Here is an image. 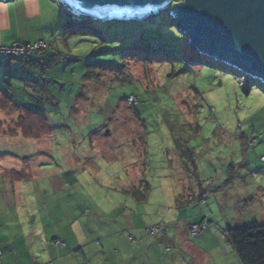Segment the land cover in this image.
I'll return each mask as SVG.
<instances>
[{
    "label": "rangeland",
    "instance_id": "obj_1",
    "mask_svg": "<svg viewBox=\"0 0 264 264\" xmlns=\"http://www.w3.org/2000/svg\"><path fill=\"white\" fill-rule=\"evenodd\" d=\"M66 20L69 32L43 55L54 58L44 76L22 80L0 68V91L13 99L0 104V166L26 163L39 176V192L31 188L35 206L57 195L46 176L65 174L78 181L84 206L97 204L106 217L115 206L142 212L164 226L166 239L186 226L188 232L192 219L205 221L200 235L184 238L214 252L227 228L264 224V86L200 62L172 21L86 19L80 29ZM94 62L115 67L116 76L97 69L100 79L85 78ZM34 91L53 126L38 123L44 128L37 137L24 129L38 121L24 109ZM76 188L65 189L72 195ZM145 190L140 203L125 193ZM195 190L203 199L184 204ZM233 254H226L230 264H240Z\"/></svg>",
    "mask_w": 264,
    "mask_h": 264
},
{
    "label": "crops",
    "instance_id": "obj_2",
    "mask_svg": "<svg viewBox=\"0 0 264 264\" xmlns=\"http://www.w3.org/2000/svg\"><path fill=\"white\" fill-rule=\"evenodd\" d=\"M67 23L66 13L53 0H0V45L29 44L38 39H51L54 45L69 32L71 27ZM43 55L40 61H7L0 57V68L22 80L35 82L33 78L44 76V70L54 64L51 55L46 59ZM49 62L52 63L45 66ZM28 166L26 163L21 168L0 166V188H11L10 193L2 192L0 197V264H230L226 254L235 253L225 232L224 240H219L221 251L214 252L207 246L187 244L186 239H190L187 226L175 232V240H170L165 237L168 231H163L164 226L142 212L115 206L106 217L108 213H103L97 204L84 206L85 198L76 188L78 181L71 183L65 174L46 176L57 195L44 202V206H35L31 188L34 186L39 192L35 183L39 176ZM67 186L75 187L78 193L74 191L72 196L65 189ZM238 192L232 193V202L236 203ZM201 194L196 190L190 192L185 195L184 204L196 202ZM184 204L179 203L177 208ZM197 221L192 219L193 223ZM152 226L157 227L154 234L148 230ZM57 240L64 245H58ZM175 245L177 248L170 250L169 246Z\"/></svg>",
    "mask_w": 264,
    "mask_h": 264
},
{
    "label": "water",
    "instance_id": "obj_3",
    "mask_svg": "<svg viewBox=\"0 0 264 264\" xmlns=\"http://www.w3.org/2000/svg\"><path fill=\"white\" fill-rule=\"evenodd\" d=\"M62 1L78 16L106 23L140 22L168 12L198 53L264 84V0Z\"/></svg>",
    "mask_w": 264,
    "mask_h": 264
},
{
    "label": "trees",
    "instance_id": "obj_4",
    "mask_svg": "<svg viewBox=\"0 0 264 264\" xmlns=\"http://www.w3.org/2000/svg\"><path fill=\"white\" fill-rule=\"evenodd\" d=\"M174 1H178V0H174ZM86 19L87 18L82 17L81 20L74 22V23H77L80 25L78 28L85 29V27H83V25H84V22ZM91 21L92 20H90V23H91ZM165 21L166 22L172 21V18L168 12L161 13V16H159V17L149 16L147 19L140 21V22L163 23ZM70 22H73V21H70ZM90 23H89V25H90ZM172 25L176 26V24H174L173 21H172ZM86 28H89V27H86ZM176 29L178 30L177 26H176ZM178 31L181 33L180 30H178ZM191 51H193L194 54L197 55L200 62L203 61V59H207V61H210L216 65L222 64V66H224L226 69L232 70V72L235 71L237 74L242 75L237 69L233 68L232 66L227 65V64L222 63V62H219L217 60H214L213 58H211L207 55H202V54L198 53V51L194 47L191 48ZM44 52L41 53V56L44 54ZM3 58L6 59L7 61H11V60L23 61L24 59H31L32 61H40L41 57L39 59H34L30 56L10 57V58L3 57ZM52 62H54V59L52 60ZM52 62L47 63L45 66H48ZM97 69H99V70L105 69L108 71H112V74H114V76H116V73H117V69L113 66H107V65H104L101 63L94 62V63L88 64L87 72L84 75L85 78L90 79V80L100 79L99 75L96 72ZM247 77L249 79H251L256 84H262L261 81H259L257 79H253L249 76H247ZM262 86H264V84H262ZM0 93L2 94V97H1L2 99L0 98V104H3V100L10 101V102L13 100L12 97H9L6 93H2L1 91H0ZM34 93L32 92V94H31L32 95V103H31L32 106L24 107V109L27 112L33 113L38 121L35 122V120H32L31 125L29 124V126H31V127L24 126L25 130H32L33 133L26 132L25 130H23V131L26 133H30L28 135L37 137V136H39L42 128H44L46 126H47V128H51V127L48 124L47 118L43 112V109H44L43 103L45 100H42V97L37 96ZM48 94L49 93H47L45 95L46 98H49ZM21 119H22V117H21ZM38 123H40V126H44V127L41 128L40 126L37 125ZM20 126L22 127V125H20ZM188 162L191 164L192 160H189ZM188 162L187 163L184 162L185 166H188ZM133 195L135 196V200L137 202H143L147 199L146 190L143 193H141V192L139 193L137 191H134ZM201 196H203V195L202 194L199 195L198 198L196 199V201L201 200L202 199ZM192 201H194V200H192ZM225 237H226L227 242L231 245V247L233 248V250L235 251V253L239 257L240 264H264V224H261L258 222H252L251 224H248L246 226L227 228L225 230Z\"/></svg>",
    "mask_w": 264,
    "mask_h": 264
},
{
    "label": "built area",
    "instance_id": "obj_5",
    "mask_svg": "<svg viewBox=\"0 0 264 264\" xmlns=\"http://www.w3.org/2000/svg\"><path fill=\"white\" fill-rule=\"evenodd\" d=\"M58 3L63 11L66 13L70 21L77 22L81 20L82 17L78 16L77 13L70 8H68L62 0H53ZM53 46V40L51 39H38L29 44H18L13 43L11 45H0V57H24L30 56L34 59H39L41 57V53L47 51ZM134 98L130 96V100ZM206 227V222L203 221L200 224L192 223L189 225L188 233L191 236L200 235L201 230ZM151 233L154 232V229H150ZM56 243L58 245H64L61 240H57Z\"/></svg>",
    "mask_w": 264,
    "mask_h": 264
}]
</instances>
